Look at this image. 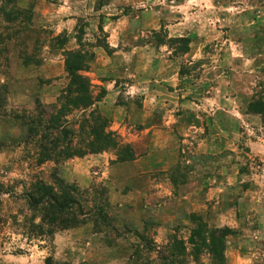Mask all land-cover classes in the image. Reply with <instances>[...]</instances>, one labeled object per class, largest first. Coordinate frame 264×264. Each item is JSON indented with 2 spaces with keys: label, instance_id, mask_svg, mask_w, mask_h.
<instances>
[{
  "label": "rangeland",
  "instance_id": "rangeland-1",
  "mask_svg": "<svg viewBox=\"0 0 264 264\" xmlns=\"http://www.w3.org/2000/svg\"><path fill=\"white\" fill-rule=\"evenodd\" d=\"M130 50L139 78L170 60L175 87L210 80L159 123V106L125 109L127 101L141 109V98L126 86L132 76L116 77L108 108L124 111H105L104 96L93 106L133 158L118 162L102 151L55 168L36 164L17 116L20 108L34 115V100L40 108L55 103L67 81L65 53L81 54V73L97 91L96 81L122 74ZM263 87L264 0H0V264H264V124L245 111ZM171 117L178 122L166 129ZM54 171L76 188L82 221L46 235L21 194ZM223 228L214 255L207 236Z\"/></svg>",
  "mask_w": 264,
  "mask_h": 264
},
{
  "label": "trees",
  "instance_id": "trees-1",
  "mask_svg": "<svg viewBox=\"0 0 264 264\" xmlns=\"http://www.w3.org/2000/svg\"><path fill=\"white\" fill-rule=\"evenodd\" d=\"M186 40L178 39L184 42L185 47ZM63 65L67 81L55 103L40 108L34 100V115L20 108L21 113L17 116L18 126L23 134L21 142L30 141L35 146V163L50 162L55 168L57 164L72 157L102 151H113L118 162L131 160L133 153L128 143L123 142L115 132L108 129V119L93 106L102 99L104 90L100 87L95 91L88 78L81 73L85 69L81 54L77 51H67ZM262 93L264 94V87ZM73 111L78 113V119L71 118ZM245 111L258 114L264 124V97L249 101ZM54 172L49 182L35 180L29 186V190L21 194L29 208L39 213V223L33 227L38 233L46 235H51L61 227H71L82 221L77 217L81 205L75 198L76 188L58 178L56 171ZM96 206L95 204L94 207ZM101 207L93 209L96 215L102 212ZM81 215L86 213L83 212ZM199 231L196 236H199ZM227 232L228 229L223 228L216 234L208 233V246L212 254L218 253L222 238ZM173 245L178 247L179 243Z\"/></svg>",
  "mask_w": 264,
  "mask_h": 264
},
{
  "label": "crops",
  "instance_id": "crops-1",
  "mask_svg": "<svg viewBox=\"0 0 264 264\" xmlns=\"http://www.w3.org/2000/svg\"><path fill=\"white\" fill-rule=\"evenodd\" d=\"M107 41H108V45L110 47H115V44L117 43V41L115 42H111V36L110 33H108V37H107ZM137 51V50H135ZM147 53V52H146ZM190 53V51H189ZM123 57L124 61H125V66L122 69V74H119V76H108L107 79L104 80H99L96 81L100 84V86L104 89V98L102 100V105L103 103H107V102H112L114 100V97L116 95V93L118 92V85L116 84L114 78L119 77V78H128L130 76H132V82H130L129 84L127 83L126 86H131L132 89H135L136 92V96H140L141 98V109H135L133 108L130 104L129 101H127L126 105H124L125 109L127 107V109L132 110V112L135 111H140L142 113L147 112L151 109V107H157L159 106L160 111L159 114V123H162V120H164L166 117H168L167 113H169V111L172 110H177L179 108H183L185 102H187L185 98L186 95H188V93H192L199 81L201 82L204 79H208L209 82V78L210 77H200V79H198V81L196 82V84H192L189 87L186 88H177L175 87L176 82L178 81V78H176V72L174 71V67L173 65H171L170 60H166V63H169L171 65V67H169L168 65H166L165 67H163V65L160 67H158V73L153 75L151 74V70L149 69V67H147L146 70H144L142 74V77L139 78V76L137 77V75H132V70L134 69V66H136V59L134 58V56L132 55V50L130 51H126L124 52V55L121 56ZM193 57V56H191ZM147 58V57H146ZM193 59V58H192ZM115 61L116 60H112V64L115 67ZM114 62V63H113ZM209 66V65H208ZM215 63L212 65L210 64L209 67L206 68V74L207 75H211L214 76L216 70L214 71L215 67ZM167 67V68H166ZM213 71V72H210ZM167 72H174V74L172 75H166ZM154 73H155V69H154ZM213 79V78H212ZM121 80V79H120ZM125 80V79H122ZM225 81V80H224ZM227 82L226 85V89L230 88L229 82ZM206 83V81H205ZM126 84V80L124 85ZM209 86V83H208ZM191 87H193L194 89H191ZM242 87V84H237V88H234V90L238 91L240 90ZM222 89H225V86H220L219 87V93L222 95L223 99L225 98V93L222 92ZM199 96V94L197 95ZM207 97L204 96V99H206ZM210 98V97H209ZM170 99H174L173 101H171ZM211 100V99H210ZM214 100V99H213ZM216 100V99H215ZM152 101V102H150ZM211 103V102H209ZM215 103L217 104H221L223 105V102H220L219 100H216ZM110 103H107L105 105H103V109L106 111L108 109V111H110V114H114L116 113H120L124 107L122 106H118L115 105L113 106V108H108V105ZM200 106H197V108ZM175 108V109H174ZM201 108V107H200ZM202 109V108H201ZM210 109L212 110V112L218 110L217 112H220V108L216 107V106H210ZM222 109V108H221ZM223 111H225V109H222ZM228 110V109H226ZM124 111V110H123ZM184 111V110H181ZM163 113V114H160ZM178 122V117L176 119L175 118H168L166 121H164V124L166 125V129L170 127L174 128L175 124ZM163 124V125H164ZM191 127V126H190ZM146 129V128H145Z\"/></svg>",
  "mask_w": 264,
  "mask_h": 264
}]
</instances>
